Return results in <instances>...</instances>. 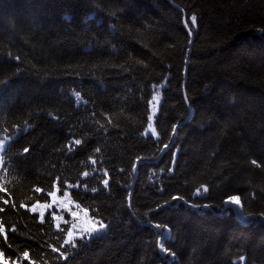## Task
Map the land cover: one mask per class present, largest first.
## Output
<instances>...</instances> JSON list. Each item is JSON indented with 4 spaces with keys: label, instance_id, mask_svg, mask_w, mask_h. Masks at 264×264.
<instances>
[{
    "label": "trees",
    "instance_id": "16d2710c",
    "mask_svg": "<svg viewBox=\"0 0 264 264\" xmlns=\"http://www.w3.org/2000/svg\"><path fill=\"white\" fill-rule=\"evenodd\" d=\"M0 139V264H264V0H0Z\"/></svg>",
    "mask_w": 264,
    "mask_h": 264
},
{
    "label": "snow or ice",
    "instance_id": "6c2138e0",
    "mask_svg": "<svg viewBox=\"0 0 264 264\" xmlns=\"http://www.w3.org/2000/svg\"><path fill=\"white\" fill-rule=\"evenodd\" d=\"M191 22H192V24H195V23H196V17H195V16H192V17H191ZM186 27H187V24H186ZM77 99H79V96H78V95H77ZM153 99H155V97H154ZM148 120L151 121V120H152V116H148ZM149 127H151V125H149ZM173 131H174V129H173ZM153 134H154V133H153ZM75 144H80V140H76V141H75ZM167 146H168V145H165V147H167ZM25 151H27V149H25ZM97 151H99V149H97ZM93 163H95V161H93ZM252 163L255 164L257 167H260V164H258L255 160H253ZM85 175H87V173H85ZM105 175H107V173H105ZM103 184H104V187L107 188V187H108V180L105 179V180L103 181ZM69 187H71V185H69ZM36 191L39 192L40 189L37 188ZM93 191H95V189H93ZM205 191H207V189H205ZM50 195H52V198L55 200V193H51ZM64 195L67 196L68 193L65 192ZM173 199H178V197H173ZM5 203H7V201H5ZM225 203H227V204H231V205H240V204H241V199H240L239 196L233 195V196H230V197L228 198V200L225 201ZM76 207L79 208L80 205L77 204ZM241 214H242V213H241ZM41 216H43V213H41ZM72 216L75 217V216H76V213H75V212H72ZM97 223H99V227H100L101 229L107 227V225H105L103 222H99V221H98ZM156 227L159 228L160 225L158 224V225H156ZM0 231H3V227H2V226H0ZM72 236H73L72 231H68V239L65 240V243H66V244L72 243ZM73 246H74V245H73ZM164 250L167 251V249H164ZM53 251H55V249H53ZM2 255H3V253H0V256H2ZM23 255H24L25 257H27V256H28V252L25 251V252L23 253ZM169 255H173V254L169 252Z\"/></svg>",
    "mask_w": 264,
    "mask_h": 264
},
{
    "label": "rangeland",
    "instance_id": "374dc122",
    "mask_svg": "<svg viewBox=\"0 0 264 264\" xmlns=\"http://www.w3.org/2000/svg\"><path fill=\"white\" fill-rule=\"evenodd\" d=\"M152 132H154L153 128H151ZM6 146H7V141H3V140H0V156L1 154L4 152V150L6 149ZM1 166H2V162L0 161V169H1ZM229 206H231L235 211L236 213L239 214L240 212V205H231V204H228ZM90 236H103L105 235L106 233V229L103 228L101 229L99 227L98 224L96 223H93V224H90ZM79 237H84L83 235L81 234H75L72 236V238H79Z\"/></svg>",
    "mask_w": 264,
    "mask_h": 264
},
{
    "label": "water",
    "instance_id": "95a60500",
    "mask_svg": "<svg viewBox=\"0 0 264 264\" xmlns=\"http://www.w3.org/2000/svg\"><path fill=\"white\" fill-rule=\"evenodd\" d=\"M186 24H187V22H186V19H185L184 20L185 27H186ZM187 105L189 106V104H187ZM160 234H161V238H160L159 242L162 243V242H164L167 239L168 236H167L166 232H160ZM159 253L162 256V258L164 259V261H166L167 264H170V262L168 261V259L166 258L165 254H164V250H163L162 247L159 248Z\"/></svg>",
    "mask_w": 264,
    "mask_h": 264
},
{
    "label": "bare ground",
    "instance_id": "6f19581e",
    "mask_svg": "<svg viewBox=\"0 0 264 264\" xmlns=\"http://www.w3.org/2000/svg\"><path fill=\"white\" fill-rule=\"evenodd\" d=\"M227 206H229V205L227 204ZM237 216H238V215H237ZM240 216H241V212H239V216H238V217L240 218ZM240 219H241V218H240ZM240 221H242V220H240Z\"/></svg>",
    "mask_w": 264,
    "mask_h": 264
}]
</instances>
